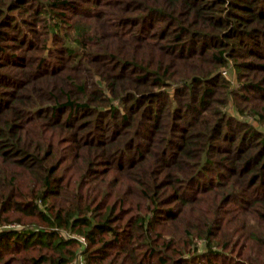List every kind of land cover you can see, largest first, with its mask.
I'll list each match as a JSON object with an SVG mask.
<instances>
[{
    "label": "trees",
    "instance_id": "obj_1",
    "mask_svg": "<svg viewBox=\"0 0 264 264\" xmlns=\"http://www.w3.org/2000/svg\"><path fill=\"white\" fill-rule=\"evenodd\" d=\"M78 254L264 264V0H0V264Z\"/></svg>",
    "mask_w": 264,
    "mask_h": 264
},
{
    "label": "rangeland",
    "instance_id": "obj_2",
    "mask_svg": "<svg viewBox=\"0 0 264 264\" xmlns=\"http://www.w3.org/2000/svg\"><path fill=\"white\" fill-rule=\"evenodd\" d=\"M224 68L226 69V74L223 75V73H222L223 67L219 70L220 74L229 82L231 89H233V90L238 89V87H239V81H238L237 71H236L234 62L232 63L231 60H229L228 61V64ZM227 110H228L229 114H231L232 116L239 117L242 120L243 119H246L248 122H251V123L257 125V123L254 121V119L252 117H250V116L246 117V116L237 114L232 100H230V103H229V106H228V109ZM10 226H14V227H17V228H20L21 227L17 223H11ZM203 244L204 243H202L200 241L199 242V247H203ZM79 255L80 254H78L75 257V259L72 261L71 264H86L85 263V260L83 258H82V263L81 262L79 263V259H78V256Z\"/></svg>",
    "mask_w": 264,
    "mask_h": 264
},
{
    "label": "built area",
    "instance_id": "obj_3",
    "mask_svg": "<svg viewBox=\"0 0 264 264\" xmlns=\"http://www.w3.org/2000/svg\"><path fill=\"white\" fill-rule=\"evenodd\" d=\"M222 73H223V75L226 74V69L225 68H223ZM78 239L80 240V242H81L82 245H85V239L83 237L80 236V237H78ZM78 259H79V263L80 262L82 263L81 256H79Z\"/></svg>",
    "mask_w": 264,
    "mask_h": 264
}]
</instances>
